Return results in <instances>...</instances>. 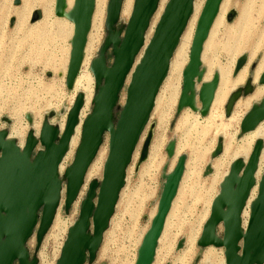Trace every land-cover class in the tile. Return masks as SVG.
Wrapping results in <instances>:
<instances>
[{"label":"water","instance_id":"95a60500","mask_svg":"<svg viewBox=\"0 0 264 264\" xmlns=\"http://www.w3.org/2000/svg\"><path fill=\"white\" fill-rule=\"evenodd\" d=\"M194 1L170 0L143 59L132 74L124 106L119 104L121 93L143 47L146 31L160 0H136L123 36L117 30L123 0L109 1L106 20L108 35L99 56L91 65L96 89L91 114L83 123L75 160L64 178L59 177L58 170L78 123L83 105L82 95L77 96L69 111L61 136L57 126L46 121L39 139L35 140L33 133H29L21 149L8 140V132L0 131V264H38L37 259L30 258L27 242L34 235L39 244L43 241L54 222L65 183V209L68 211L72 207L89 167L105 137L109 136V153L102 181L90 186L79 219L68 233L57 264H85L88 258H95L125 186L127 169L150 121L156 97L192 15ZM221 2L207 0L200 16L190 62L184 72L180 109L193 106L189 93L194 80L200 75L202 47ZM94 4L95 0H75L68 18L75 25L66 79L68 89H73L82 65ZM63 7L64 0H57V17L61 15ZM39 19V13H34L32 22ZM110 48L113 57L111 65L107 60ZM217 84L218 78L215 77L201 88L202 115L208 112L212 104ZM260 84L264 85V74ZM237 98L238 95L230 98L227 113H230ZM263 122L264 100L254 105L244 118L242 133L254 131ZM39 145L44 149L41 152L38 151ZM147 147L148 141L144 152ZM261 150L262 142L258 141L246 166L241 160L232 164L198 241L202 248H224L226 264H264V171L245 234L241 227V214L255 184ZM169 152L172 153V147ZM184 169V160L180 159L167 177L157 214L144 237L136 264H152ZM219 228L223 229L222 237L218 233Z\"/></svg>","mask_w":264,"mask_h":264},{"label":"rangeland","instance_id":"374dc122","mask_svg":"<svg viewBox=\"0 0 264 264\" xmlns=\"http://www.w3.org/2000/svg\"><path fill=\"white\" fill-rule=\"evenodd\" d=\"M55 2L0 0V129L8 134L20 133L23 142L46 121L57 127L63 124L71 104L69 101L75 94L65 82L70 37L63 36L55 25ZM205 2L195 22L185 31L189 53ZM32 11H39L36 13L40 19L42 12H50L35 23L32 22L33 15L29 18ZM223 12V21L216 28L213 44L208 47L205 63H202L201 79L212 81L225 72L229 82L225 84L227 88L224 86V101L216 105L211 115L204 117L197 109H180L182 80L163 83L157 106L128 167L127 182L110 227L95 258H88L85 264H135L138 248L156 214L166 175L180 159L185 164L180 194L154 264H205L210 250L200 247L198 240L219 190L217 182L229 170L236 151L247 143L244 141L247 134L242 133L240 124L253 107V102L248 104L253 85L256 83L259 89L263 87L255 80L264 72V0H227ZM125 27L124 23L117 24L122 36ZM39 34L42 35L39 37ZM107 35L104 23L99 45L88 58L89 63L99 56ZM107 60L111 65L112 48L108 50ZM88 68L90 70V64ZM124 94L122 92L121 96ZM233 95L238 98L231 109L234 108L232 115L228 116L231 111L227 113V106ZM262 98L257 100L258 104ZM198 105L202 107L200 102ZM91 110L89 105L85 114ZM106 142L107 136L102 146L104 155L98 181L102 179L108 154ZM79 203L80 200L68 211L61 208L59 218L40 244L36 235L29 239L26 248L31 259H37L38 264L56 263L67 230L78 218ZM218 233L222 237L223 229L219 228ZM213 252L222 256L217 248Z\"/></svg>","mask_w":264,"mask_h":264},{"label":"bare ground","instance_id":"6f19581e","mask_svg":"<svg viewBox=\"0 0 264 264\" xmlns=\"http://www.w3.org/2000/svg\"><path fill=\"white\" fill-rule=\"evenodd\" d=\"M107 1L108 0H95L94 12H93L92 20H91V27H90V32H89L88 39H87L86 48H85V51H84V57H83L82 65H81L80 71L78 73V76H77V78L75 80L74 87H73L75 94L73 93L74 96L72 97V100L69 101V102H71V104H70V106H69V108L67 110L64 123L57 127L58 130H59V135L61 136L63 134L65 126H66V121H67V117H68L69 111L72 109L77 96L78 95H82L83 96V105H82V108H81L80 113H79L78 123H77V125H76V127L74 129V132H73L72 136H71L68 150H67V152H66V154H65V156H64V158H63V160H62V162H61V164L59 166L58 175H59L60 178H64L65 177L66 172L71 168V166H72V164H73V162L75 160L76 152H77L78 147H79L80 142H81L83 123H84L85 119L91 114V111H89V113H87V114H85V111L89 107V105L93 106V101H94V98H95V95L93 94V88L95 86V79H94V76H93V74L91 72V65H92V62L95 59L93 58L91 63H89L88 58L94 53V51L97 49V47L99 45V42H100V39H101V35H102V31H103L104 23H105V26H106V22L105 21L107 20V14H108L107 5H109V3H107ZM133 1L134 0H123L122 6H121V11H120V16H119V21H118L119 23H124V24H126V26L129 23V20L131 18V15H132V12H133V9H134V4H135L136 0L134 1V4H133ZM204 1L205 0H195L194 1L192 15H191V17H190V19L188 21L186 29H188V28L190 29V27L193 24V22H195L196 16H197L199 10L201 9ZM226 1L227 0H222V2L220 4V7H219V10H218V13H217V15H216V17L214 19V22H213V24H212V26H211V28L209 30L208 37H207L206 41L203 44L202 53H201V68H200L201 72H200V75L198 77H196V79L194 80L193 88H192V90L189 93V96L193 100V106L192 107H187V108H189L191 110L197 109V111L199 113H201V110H202V107H199V105H198V102L201 103V100H200L201 88L204 85L211 83V80L203 82V80L201 79L202 68H204L202 63H205V61H204L206 59L205 58V54L208 51V47L213 44L214 36H215V33H216L215 30L221 24V22L223 21V18H224L223 6H224V3ZM56 2H57V0H56ZM56 2H55V6L53 8L54 9V15H55V10H56ZM169 2H170V0H160V2L158 4V7H157L154 15L152 16V19L150 21L149 27H148V29L146 31V36H145L143 47H142L139 55L137 56V58L135 60L134 66L132 68V71L130 72V74H129L128 78H127V81H126V84H125V89L123 90V92L125 94H124V96H120L119 104L121 106H124L125 103H126V91H127V88H128V86L130 84L132 74H133L134 70L136 69V67L139 65V63L141 62V60L143 59L144 53H145V51H146V49H147V47H148L153 35L155 34L157 26L160 23L163 15H164L165 9H166L167 5L169 4ZM205 4H206V2H205ZM205 4H204V6H205ZM74 5H75V0H64V7L62 8L61 15L59 17H57L55 15V17H56L55 25H57L58 30L61 32V34H63V36L70 37V39H69L70 54H69V59H68V67H69V63H70V55H71V50H72V39H73V36H74V30H75V25L68 18L70 16L71 12L74 9ZM132 5H133V8H132ZM52 7L53 6H51L50 8H52ZM203 9H204V7H203ZM203 9H202V11H203ZM131 10H132V12H131ZM36 12H39V11H35V12L32 11L30 13V15H29V18H30L31 15H33ZM49 12L48 11L42 12L41 13V19H39L35 23H37L40 20H42V17L44 15H47ZM51 14H52V12H51ZM201 14H202V12H201ZM201 14H200V16H201ZM200 16H199V19H200ZM245 17H246V14H244V18ZM157 18H158V20H157ZM126 19H128L127 22L125 21ZM199 19H198V22H199ZM156 20H157V22H156ZM198 22H197V25H198ZM197 25H196V29H197ZM186 29H185V31H187ZM42 30H40V31H42ZM185 31L182 34V37H181L180 42H179V45H178V47H177V49H176V51L174 53V56H173V58H172V60L170 62L168 75H167V77H166V79L164 81V84H165L166 81H170V80L171 81H178V82H181V80L182 81L184 80V72H185V70H186V68H187V66H188V64L190 62V53L187 51V44H186V38L188 37V34L186 35ZM195 33H196V30H195ZM195 33H194V36H195ZM41 35L42 34H39L37 36L40 37ZM193 40H194V37H193ZM193 40H192V43H193ZM191 48H192V44H191ZM190 52H191V49H190ZM188 59H189V61H188ZM89 64H90V70L88 68ZM68 67H67L65 82H66V79H67ZM263 74H264V72L260 76L258 75L256 77V80H255L256 82L257 81L259 82L260 87L261 86H263V87H261L259 89L258 87H256V83H255V85H253V87L251 89L252 90V97L248 100V104L253 102L252 106L257 105L258 104L257 100L261 99L263 97V95H264V85L260 84V79H261ZM217 78H218V84L216 86V90H215V93H214L212 104H211L208 112L205 115H203L204 117H206L207 115H211L213 113L214 108L216 107V105L221 104L224 101L225 97H226V89H225L224 86H226L225 84H227L229 82V81L227 82L226 73L225 72H221ZM182 88H183V86H182ZM226 88H227V86H226ZM180 97H181V95H180ZM262 99L264 100V98H262ZM179 101H180V99H179ZM157 102H158V96L156 97L154 108L157 106ZM251 109L252 108H250L248 110V112L243 117L242 121L248 115V113L251 111ZM233 110H234V108H233ZM233 110L231 111V113L228 116L232 115ZM213 118H214V116H213ZM242 121H241V124H242ZM210 122H211V120H210ZM263 126H264V122L261 123L254 131L247 133V135H246V137L244 139V141H246L247 143L245 144V146L241 147L239 150L236 151L234 158H232L233 161L230 164L229 170L223 175L222 179H220V181L217 182L218 185H219V187H218L219 190H218L217 195L212 200V204H211V207H210V214H209L207 220L205 221V224L203 226V230H204L205 225L207 224V222L210 219L213 203H214L215 199L220 194L221 186H222L225 178H227V176L229 175L232 164L235 161H237V160H241L243 162L244 166H246L248 161H249V158H250V156H251V154L253 152V149H254V146H255L256 142L261 141L262 142V150H261L260 155H259L258 166H257V170H256V173H255V184H254L253 188L250 191L248 200H247V202H246V204L244 206V209L242 211V214H241V227H242L243 234H245V232L247 230L248 223H249L250 215H251V207H252V205L254 204V202L256 201V199L258 197L259 184H260L261 178L263 176V171H264V130H263ZM41 129H42V126L38 130H35L33 132L32 136H33V138L35 140L39 139ZM0 131H2V130L0 129ZM7 137H8L9 141L16 143L21 149L24 148L25 143H26V138L24 139V142H23V140L21 139L22 137H21L20 133H18V132L10 133V134H8ZM106 143H107L108 153H109V136H107V142ZM103 144H104V142H103ZM103 144H102V146H103ZM102 146L100 147L96 158L94 159V161L92 162L91 166L89 167V169H88V171L86 173V176L84 178V182L82 184V187H81V189H80V191H79V193H78V195L76 197L75 202L72 205V207H74L75 203L78 200H80L78 218L69 226V228L67 230V234H66V239H67V236H68V233H69L70 229L74 226V224L79 219L80 211L82 209L84 201L86 200V196L88 195L90 186L94 182H99L100 183L102 181V179H101V181H98V178H97L98 175H99L100 167L102 168V166H101L102 164L101 163H102V159H103V155H104V149H102ZM43 150L44 149L39 145L38 146V151L41 152ZM73 150H74V153H73ZM72 154H73V156H72ZM71 156H72L71 161L66 165L67 161L69 160V158ZM238 156H241V157L238 158ZM107 157H108V154H107ZM107 157H106V160H107ZM242 157H244L245 159L242 158ZM106 160H105L104 165H103L102 178H103V171H104V166H105ZM226 164H227V162H226ZM175 167H176V165H175ZM173 170L170 171V173H167L166 178H165V182H166L167 177L173 172ZM127 171H128V169H127ZM183 177H184V173L182 175V178H181V181H180V184H179V188H178L176 197H175V199H174V201L172 203L171 209H170V211H169V213H168V215L166 217L164 228H163L162 234L160 236V239L158 241V244H157V247H156V252H155V257L153 259L152 264H154V262H155L156 253H157V249L159 247L161 238L166 233L167 224H168L169 218H170V216L172 214V211H173V208H174V203H175L176 199L178 198V196L180 194V185L182 183ZM126 182H127V172H126L125 184H126ZM165 182H164V184H165ZM164 184H163V187H164ZM163 187H162V190H163ZM97 192H98V190H97ZM66 193H67V187H66V183H65L63 185V188H62V191H61V194H60V201H59V205H58L55 217H54V221H55V219L59 218V211L61 210V208L65 207ZM83 195H84V198H82ZM119 200H120V198H119ZM158 205H159V202H158ZM117 206H118V204H117ZM157 211H158V206H157ZM157 211H156V214H157ZM156 214L154 215V217L151 220L149 229L151 227L152 221L155 218ZM111 221H112V219L110 220L109 227H110ZM53 224H54V222H53ZM53 224H52V226H53ZM57 224H58V221H57ZM52 226L50 227V229L52 228ZM149 229L145 233L144 237L148 233ZM203 230H202L201 236L203 234ZM107 231L105 232L104 237H105ZM201 236H200V238H201ZM104 237H103V239H104ZM144 237H143V239L141 241V244H140V246L138 248L137 258H136L135 264H136V262L138 260L139 250L141 248V245H142V242L144 240ZM217 237L220 238L218 233H217ZM200 238H199V240H200ZM66 239L64 240L63 244L61 245V247L59 249L60 255L57 258L55 264H57V262H58V260H59V258L61 256L62 248H63V246L65 244ZM214 248H213V246L208 247V250H210V251L208 252V255H206L204 263L205 264H223V260H222L223 257L222 256H224V264H226L225 249L224 248H220L219 249L221 251V255L222 256L218 257L213 252Z\"/></svg>","mask_w":264,"mask_h":264}]
</instances>
